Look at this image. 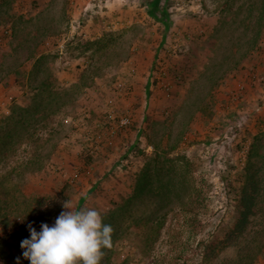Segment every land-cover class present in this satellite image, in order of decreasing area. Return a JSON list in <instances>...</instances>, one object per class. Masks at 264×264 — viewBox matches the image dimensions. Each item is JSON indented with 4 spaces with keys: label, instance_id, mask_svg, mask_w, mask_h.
Returning a JSON list of instances; mask_svg holds the SVG:
<instances>
[{
    "label": "rangeland",
    "instance_id": "1",
    "mask_svg": "<svg viewBox=\"0 0 264 264\" xmlns=\"http://www.w3.org/2000/svg\"><path fill=\"white\" fill-rule=\"evenodd\" d=\"M259 19L264 25V0H0V119L18 108L32 113L41 84L65 93L35 145L14 139L11 150L0 148V264L18 257L30 264L20 247L25 238L13 232L26 203L35 207L62 188L74 210L95 209L112 226L101 264H165L169 215L150 248L135 226L163 213L152 194L133 197L153 145L172 150L171 159L185 156L194 176L205 175L217 223L216 170L244 163L257 137L262 145L251 162L264 169ZM157 178L169 185L167 175ZM174 231L175 245L190 257L200 237ZM233 255L223 249L215 261ZM254 264H264V253Z\"/></svg>",
    "mask_w": 264,
    "mask_h": 264
},
{
    "label": "trees",
    "instance_id": "2",
    "mask_svg": "<svg viewBox=\"0 0 264 264\" xmlns=\"http://www.w3.org/2000/svg\"><path fill=\"white\" fill-rule=\"evenodd\" d=\"M258 26L264 27L260 19ZM44 59L45 56L38 58L35 66ZM64 94L49 83L37 87L33 95L32 113L27 108H18L17 115L3 116L0 119V126L3 125L0 128V148L9 146L11 150L14 139H19L17 144L26 142L35 145L37 140L33 138L34 134L39 129L47 128L49 120L58 114L53 107L58 106V110L61 108L60 100ZM38 99H41L42 104H39ZM22 133L25 135L21 136ZM255 140V144H251L247 151L248 158L244 163L239 158L229 170H216L223 206L217 223H213L214 212L210 210L213 202L212 185L205 180V175L199 173V176H194L192 164L185 156L171 159L169 155L172 150L162 151L153 145L152 157L137 174L133 197L152 194L159 202V211L163 213L155 216L156 213L152 212L135 224L137 230H143L141 243L148 248L157 244L169 215L167 230L170 250L167 257L169 260L165 264H254L264 253V217H260V211L264 207V169L256 171L254 163L251 162L255 145H262L263 139L257 137ZM28 164L32 165L33 162ZM236 170H240L239 176L231 174ZM164 174L169 177V185L157 178ZM2 180L4 178L0 179V185ZM66 201H69V196L66 189L62 188L58 193L38 200L35 207L27 206L26 203L20 218L25 220L23 223L20 221L13 235L30 238L29 223L37 231L40 230L41 223L52 225L61 211H64L63 203ZM168 207L169 210L165 211ZM255 223L258 226H253ZM174 230L188 232L187 240L192 237L195 241L200 237L195 247L189 249L190 257L184 254V247H177L182 244L175 245L176 237H180V234ZM174 234L176 237L172 238ZM227 248L233 249V257L215 261L221 250ZM193 257L196 259H192Z\"/></svg>",
    "mask_w": 264,
    "mask_h": 264
},
{
    "label": "clouds",
    "instance_id": "3",
    "mask_svg": "<svg viewBox=\"0 0 264 264\" xmlns=\"http://www.w3.org/2000/svg\"><path fill=\"white\" fill-rule=\"evenodd\" d=\"M63 208L52 225L41 223L39 231L28 224L30 238L20 244L23 258L30 264H101L104 249L111 247L112 226L95 209L74 210L67 201Z\"/></svg>",
    "mask_w": 264,
    "mask_h": 264
}]
</instances>
